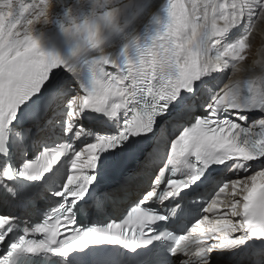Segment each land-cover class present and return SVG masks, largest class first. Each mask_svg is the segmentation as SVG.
<instances>
[{"label": "snow or ice", "instance_id": "obj_1", "mask_svg": "<svg viewBox=\"0 0 264 264\" xmlns=\"http://www.w3.org/2000/svg\"><path fill=\"white\" fill-rule=\"evenodd\" d=\"M47 3L0 0V131L18 115L28 113L26 136H43L54 124L65 136L70 135V139L43 147L20 165L17 175L43 179V185L0 193L25 208L38 209L49 198L48 190L61 181L59 191L53 193L60 199L48 206L40 222L25 225L26 231L42 238L22 235L11 243V249L37 253L59 245L56 251L63 254V261L58 264H93L90 245L125 238L133 250L147 245L150 241L138 232L167 219L150 206L162 186L161 202L185 188H208L210 203L204 212L213 218L205 215L175 241L177 248L192 244L204 250L207 255L200 264H212L215 251L243 245L252 238L264 239V118L258 121V133L228 118L232 114L246 121V112L264 113V88L252 81L243 87L236 83L220 87L210 79L213 71L234 70L245 61L252 22L264 17V0H167L166 16L157 18L160 27L152 37L158 43L141 47L135 41L137 59L127 60L120 69L133 77V84L150 85L158 74L164 82L158 89H147L155 98L152 110L136 112L122 125L116 118L133 95L125 85L127 76L105 78L106 66L116 63L108 54L94 58L97 71L91 87L68 82L61 75V66L65 72L70 66L61 57L44 52L31 31L46 14L43 6ZM102 19L115 26L113 11H104ZM89 32L98 37L94 28ZM214 48H223L222 56L231 60L217 57L213 61ZM112 124H116L115 130L109 127ZM77 141L81 142L78 149ZM69 152L72 157L65 176L54 166ZM189 157L202 161L205 168L179 179L168 175L170 166L174 169ZM110 161L115 171L124 169V174L115 189L96 188L97 177ZM213 164L233 172L236 179L218 180ZM149 169L148 187L120 218L105 225L78 226L77 214L90 215L113 202L117 190L134 185ZM12 175V167L5 162L0 183ZM187 195L169 200L176 205L177 220L188 212L180 203ZM14 220L0 211V242L12 232ZM172 252L175 255L176 249ZM0 264L6 262L0 260Z\"/></svg>", "mask_w": 264, "mask_h": 264}, {"label": "bare ground", "instance_id": "obj_2", "mask_svg": "<svg viewBox=\"0 0 264 264\" xmlns=\"http://www.w3.org/2000/svg\"><path fill=\"white\" fill-rule=\"evenodd\" d=\"M162 0H49L50 8L48 9L46 20H37L32 26L31 31L40 44L42 50H50L52 54L61 57L65 62L71 56H78L83 50L76 55H72L76 47V37L65 31L68 23L72 19L79 20L85 16L91 17L94 13L98 14L106 10L114 12L115 26L105 25L102 29L104 39L102 43L121 44L125 37L134 32H138L143 22L150 17L152 7ZM26 3L31 1L25 0ZM264 17H259L252 24H256ZM63 26V27H62ZM254 36H250V40ZM215 56L221 61L225 58L222 56L223 48L215 49ZM254 53V52H253ZM256 53V51H255ZM252 57L264 62V55L259 52ZM220 71H214V74ZM71 76V74H69ZM64 78H66L64 76ZM72 78L67 81H71ZM214 85V83H213Z\"/></svg>", "mask_w": 264, "mask_h": 264}, {"label": "clouds", "instance_id": "obj_3", "mask_svg": "<svg viewBox=\"0 0 264 264\" xmlns=\"http://www.w3.org/2000/svg\"><path fill=\"white\" fill-rule=\"evenodd\" d=\"M50 3L48 0V3L43 6L44 9H46V14L41 15L39 20L47 19V13L48 9L50 8ZM104 12V11H103ZM94 13L91 17L85 16L79 20L72 19L68 23V26L65 28L67 32L73 34L76 37L77 44L76 47L73 49L72 55L74 52H80L81 50L86 49H95L97 55L96 56H106L108 55V51L106 48L101 47L102 41L104 39L102 29L105 25H107L104 20L102 19V13ZM90 28H94L96 30V33H98V37L94 38L93 35L89 32ZM125 40L127 43H125L124 46H127L129 44L134 43L137 40V37L134 33H129ZM241 69L236 68L234 69V75L236 72L240 71ZM233 83L232 80H229L228 84ZM227 87V85H225Z\"/></svg>", "mask_w": 264, "mask_h": 264}, {"label": "rangeland", "instance_id": "obj_4", "mask_svg": "<svg viewBox=\"0 0 264 264\" xmlns=\"http://www.w3.org/2000/svg\"><path fill=\"white\" fill-rule=\"evenodd\" d=\"M256 21V20H255ZM255 29L250 32V36H254V39L249 40V48L246 50L245 56L252 55L253 52H259L262 56L264 55V18L252 24ZM252 28V27H251Z\"/></svg>", "mask_w": 264, "mask_h": 264}]
</instances>
